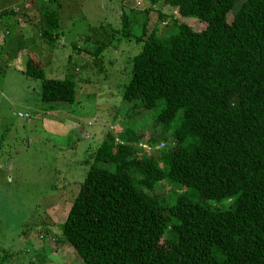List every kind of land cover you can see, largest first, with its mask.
I'll return each mask as SVG.
<instances>
[{
	"label": "trees",
	"instance_id": "trees-1",
	"mask_svg": "<svg viewBox=\"0 0 264 264\" xmlns=\"http://www.w3.org/2000/svg\"><path fill=\"white\" fill-rule=\"evenodd\" d=\"M40 1L33 25L54 42L58 5ZM161 1L202 28L173 18L146 33L148 6L135 34L134 10L119 7L121 37L140 44L119 98L122 143L105 134L60 236L84 264H264V0ZM95 43L82 52L98 56ZM43 68L29 51L22 73L41 80L40 102L72 104L74 79ZM137 142L165 147L151 156Z\"/></svg>",
	"mask_w": 264,
	"mask_h": 264
},
{
	"label": "rangeland",
	"instance_id": "rangeland-1",
	"mask_svg": "<svg viewBox=\"0 0 264 264\" xmlns=\"http://www.w3.org/2000/svg\"><path fill=\"white\" fill-rule=\"evenodd\" d=\"M5 1L0 0V12L13 10L20 15L27 10L31 14L28 21L37 20L39 0H35L32 13L20 0L13 6L4 5L13 0ZM50 1L45 4L49 8L58 5V36L54 42L41 38L33 26L32 41L24 43L23 38L30 33L27 28L17 38L21 55L12 61L6 58L4 42L0 43V264H84L62 240L59 226L95 149L107 132L117 138L116 133L127 123L119 98L130 76V58L140 44L121 37L119 7L134 10L128 16L129 28L135 34L148 6L146 33L154 28L157 35H162L173 18L184 20L193 30L202 28L193 18L178 16L161 0L154 5L148 0ZM3 18L0 42L1 34L6 36L8 32L5 39L9 38L12 45L13 35L17 36L16 18ZM22 22L27 19L20 17ZM95 42L106 46L98 56L82 52L92 51ZM29 51H39L44 78L69 75L74 79L72 104L49 107L40 102L41 80L21 73ZM162 143L155 150L162 151ZM155 150L148 154L154 156Z\"/></svg>",
	"mask_w": 264,
	"mask_h": 264
},
{
	"label": "crops",
	"instance_id": "crops-1",
	"mask_svg": "<svg viewBox=\"0 0 264 264\" xmlns=\"http://www.w3.org/2000/svg\"><path fill=\"white\" fill-rule=\"evenodd\" d=\"M7 1L8 0H6L5 2H7ZM15 1L19 3V0H13V1H11V3H7V4H4V5H11V6H13L14 3H15ZM20 1L22 2L21 3L22 5L23 4H26L25 8H27V7L30 8L29 11L32 13V10H33L32 9V6L35 7V4H36L35 0H20ZM41 2H43L42 5L46 6L45 5L46 4V0H43V1L41 0L40 3ZM50 2L51 3H54V2H57V1L51 0ZM4 8H7V7H4ZM3 11L0 12V19H1V21H5V18H3L4 16H10V17H12L13 15H15L16 24L18 25L16 27V29H15V30H17V36L15 34L13 35V43H12V45H11V40L9 38L5 39V37L7 35H9V33L8 32L7 33L5 32V35L6 36H4V34H1V42L0 43L4 42L3 49H5V48L8 49V53H6V54H8V56H6V58L9 59L10 61H12V60L16 59L19 55H21V54H18V52H17V51H19V48H20L19 43H17V38L19 39L20 36L25 33V31L27 30V28H28L27 32L30 31V33L28 32L27 33L28 35L25 34L26 36L23 38V42L26 43V41L28 39H30V38L32 39L33 38V37H31V32L33 31V26H34L33 23H34V20L35 19L34 20H31V21H28V16L31 15V14H28V11L27 10L25 11V13L22 12L20 15L15 14V12H13V10H12V13L11 14H5L4 15V14H2ZM5 11H11V10H5ZM16 16H18V17H16ZM20 17L23 18L24 20L27 19V22L26 23L25 22L19 23ZM17 21H18V23H17ZM13 63H14V61H13ZM14 69H15V67H14Z\"/></svg>",
	"mask_w": 264,
	"mask_h": 264
},
{
	"label": "built area",
	"instance_id": "built-area-1",
	"mask_svg": "<svg viewBox=\"0 0 264 264\" xmlns=\"http://www.w3.org/2000/svg\"><path fill=\"white\" fill-rule=\"evenodd\" d=\"M88 124H90V122H89ZM114 140L117 141V138L114 137ZM117 142L122 143L121 141H117ZM134 145H135L136 147H138V148H141V149L145 150L146 152H149V151H151V150H154V149L158 148V145L162 146L163 143L161 142V143H159L157 146H154V147H151V146H149L148 144L143 143V142H137V143H135Z\"/></svg>",
	"mask_w": 264,
	"mask_h": 264
}]
</instances>
